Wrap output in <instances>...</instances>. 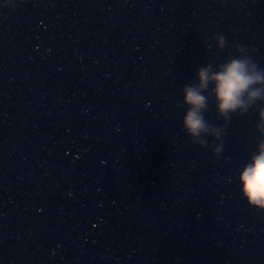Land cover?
I'll return each instance as SVG.
<instances>
[{"label":"water","instance_id":"95a60500","mask_svg":"<svg viewBox=\"0 0 264 264\" xmlns=\"http://www.w3.org/2000/svg\"><path fill=\"white\" fill-rule=\"evenodd\" d=\"M0 7V264H264L238 174L260 96L185 126L197 70L264 71V0H8ZM221 37L223 38L221 40Z\"/></svg>","mask_w":264,"mask_h":264},{"label":"clouds","instance_id":"9594fccd","mask_svg":"<svg viewBox=\"0 0 264 264\" xmlns=\"http://www.w3.org/2000/svg\"><path fill=\"white\" fill-rule=\"evenodd\" d=\"M0 7H9L8 0H0ZM223 38L221 37V40ZM199 83L186 86L184 101L190 107L185 115L186 128L196 134L205 129L200 109L206 105V97L202 94L208 84H213L217 110L221 116L228 119V114L244 106V96H260L259 89H252V85L264 82V71L249 66L246 60L233 58L213 71L211 66L197 70ZM264 121V111L260 113ZM240 191L247 203L259 209H264V144L260 150L252 155L242 166L238 174Z\"/></svg>","mask_w":264,"mask_h":264}]
</instances>
